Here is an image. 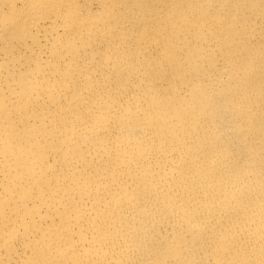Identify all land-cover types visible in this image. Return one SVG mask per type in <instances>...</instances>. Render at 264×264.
I'll list each match as a JSON object with an SVG mask.
<instances>
[{
  "label": "bare ground",
  "instance_id": "1",
  "mask_svg": "<svg viewBox=\"0 0 264 264\" xmlns=\"http://www.w3.org/2000/svg\"><path fill=\"white\" fill-rule=\"evenodd\" d=\"M0 264H264V0H0Z\"/></svg>",
  "mask_w": 264,
  "mask_h": 264
}]
</instances>
